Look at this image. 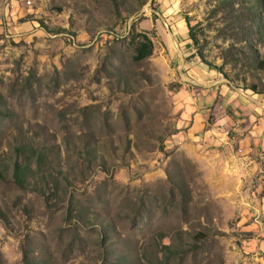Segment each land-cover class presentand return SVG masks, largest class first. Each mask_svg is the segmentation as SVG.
<instances>
[{
	"label": "rangeland",
	"instance_id": "374dc122",
	"mask_svg": "<svg viewBox=\"0 0 264 264\" xmlns=\"http://www.w3.org/2000/svg\"><path fill=\"white\" fill-rule=\"evenodd\" d=\"M243 1L264 31V0H0V264H264V94L243 54L264 37L238 31ZM194 61L222 83L190 81Z\"/></svg>",
	"mask_w": 264,
	"mask_h": 264
},
{
	"label": "trees",
	"instance_id": "16d2710c",
	"mask_svg": "<svg viewBox=\"0 0 264 264\" xmlns=\"http://www.w3.org/2000/svg\"><path fill=\"white\" fill-rule=\"evenodd\" d=\"M225 5V4H224ZM242 8L243 12L235 15V19L237 21H242V19H249L252 24H251V31L245 30V27L242 26V29L240 27H237L238 31L243 34V38L249 39V32L253 34H258L261 37H264V31L262 30V27L259 25L257 21V16H259V10L255 9L253 7H249L246 5V2H242ZM235 13V12H232ZM190 27V32H189V37L192 40L194 46L197 45L198 39L195 34L192 33ZM131 44L133 46V61L136 63L143 62L150 58L154 52V43L151 40V38L147 35H142L141 38L134 36L131 40ZM246 57L248 66L253 69V75L252 78L255 80L252 82L250 85H246L247 87H244L247 90H251L252 92L256 94H264V84L262 83V79L264 78V57L261 56L260 54L253 53L250 49V55L247 53H243ZM197 56L200 58L202 63H204L207 66H211L207 61L204 56V54L200 51L197 52ZM224 62L228 63L233 61L231 52L225 53ZM219 71V70H218ZM220 72V71H219ZM222 73V72H220ZM262 77V79L260 78ZM246 82V81H245ZM237 88H240L239 86L236 85ZM34 153V152H33ZM88 156L89 154L86 153ZM44 157L41 153L37 154V163H38V168L41 169V165L43 164ZM13 177L15 182L25 188L26 184L28 183V180L30 178L31 172H32V167L28 163H19L18 161L15 162L14 168H13ZM1 210V209H0ZM2 211H0V216H2ZM207 236V235H206ZM27 262V259H26Z\"/></svg>",
	"mask_w": 264,
	"mask_h": 264
},
{
	"label": "crops",
	"instance_id": "0c3cea01",
	"mask_svg": "<svg viewBox=\"0 0 264 264\" xmlns=\"http://www.w3.org/2000/svg\"><path fill=\"white\" fill-rule=\"evenodd\" d=\"M196 61L192 62V63H187V69H188V76L192 79L190 81L193 82L194 78H199L203 81V83H207L209 85L214 84L213 86L219 85L222 83V80L218 77V75L216 73H214L213 71H210V69L208 67L205 66H200L197 63H195ZM196 69L199 71V73L196 71ZM201 72V73H200ZM209 88L211 86H208ZM207 87V88H208ZM224 87V86H223ZM211 90V89H208ZM196 125H194L193 127H191L190 132H195L196 130Z\"/></svg>",
	"mask_w": 264,
	"mask_h": 264
},
{
	"label": "built area",
	"instance_id": "2783aa9c",
	"mask_svg": "<svg viewBox=\"0 0 264 264\" xmlns=\"http://www.w3.org/2000/svg\"><path fill=\"white\" fill-rule=\"evenodd\" d=\"M224 134H225V135H229V132H225Z\"/></svg>",
	"mask_w": 264,
	"mask_h": 264
}]
</instances>
